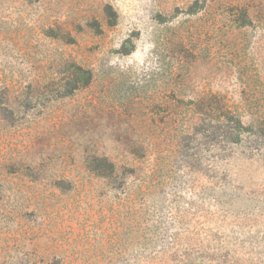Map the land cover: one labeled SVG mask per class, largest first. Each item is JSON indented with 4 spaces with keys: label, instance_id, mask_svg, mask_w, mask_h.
<instances>
[{
    "label": "rangeland",
    "instance_id": "1",
    "mask_svg": "<svg viewBox=\"0 0 264 264\" xmlns=\"http://www.w3.org/2000/svg\"><path fill=\"white\" fill-rule=\"evenodd\" d=\"M0 264H264V0H0Z\"/></svg>",
    "mask_w": 264,
    "mask_h": 264
},
{
    "label": "trees",
    "instance_id": "2",
    "mask_svg": "<svg viewBox=\"0 0 264 264\" xmlns=\"http://www.w3.org/2000/svg\"><path fill=\"white\" fill-rule=\"evenodd\" d=\"M86 74H89V72L86 71ZM88 76H89V75H88ZM107 164H108V166L110 167V171H111V170L113 169V165H112V163L108 162Z\"/></svg>",
    "mask_w": 264,
    "mask_h": 264
}]
</instances>
